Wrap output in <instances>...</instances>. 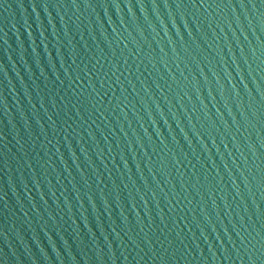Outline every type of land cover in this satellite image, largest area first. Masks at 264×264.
Returning a JSON list of instances; mask_svg holds the SVG:
<instances>
[{"label":"water","instance_id":"95a60500","mask_svg":"<svg viewBox=\"0 0 264 264\" xmlns=\"http://www.w3.org/2000/svg\"><path fill=\"white\" fill-rule=\"evenodd\" d=\"M0 264H264V0H0Z\"/></svg>","mask_w":264,"mask_h":264}]
</instances>
